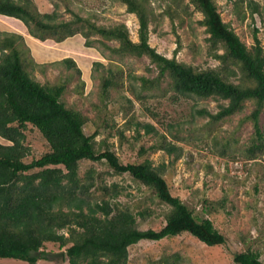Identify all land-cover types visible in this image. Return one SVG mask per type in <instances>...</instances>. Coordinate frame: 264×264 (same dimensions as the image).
I'll return each instance as SVG.
<instances>
[{"label": "trees", "instance_id": "1", "mask_svg": "<svg viewBox=\"0 0 264 264\" xmlns=\"http://www.w3.org/2000/svg\"><path fill=\"white\" fill-rule=\"evenodd\" d=\"M120 1L128 12L137 16V41L130 38L124 23L100 25L72 10V18L59 20L55 10L38 11L33 0H0V15L21 20L28 33L40 41L60 42L80 33L85 38V45L91 46V36L99 35L118 42L111 48L114 53L146 55L155 65L157 74L153 77L129 74V78L140 80L139 91L159 89L167 77L166 90L173 102L181 97L226 100L213 113L204 108L196 110L199 115L208 116L210 124L242 111L244 102L250 101L254 107L246 118L252 121L254 132L250 145L241 156L245 159L264 157V130L258 123L264 107V47L257 35L258 29H252L253 44L248 47L231 24L223 21L215 0H188L202 14L199 23L208 33L207 53L219 61L217 66L200 68L176 59L178 48L173 56L167 57L149 44L147 3L150 0ZM168 1L165 11L171 18L181 20L179 11L188 12L187 6L182 5L183 0ZM233 3L238 15L245 3L251 16L254 13L264 16L255 0H234ZM23 39L19 33L2 34L0 31V138L8 142H0V259L42 264L39 259L47 258V253L41 249L44 243L59 242L61 246H67L63 257L68 264H127L131 244L182 233L209 247L223 245L227 238L212 219L196 213V208L171 192L162 166L155 167L150 159L124 163L109 148L106 139H95L98 130L85 133L86 116L78 109L66 106L62 100L66 81L42 84L31 75L28 66L35 61L27 56ZM219 48H223L221 53L217 52ZM63 62L67 67H76L71 58H65ZM76 71L80 73L79 68ZM122 74L109 70L108 75L102 77V95L118 87ZM130 91L140 100L142 96L136 88L132 87ZM28 125L41 133L49 150L26 161L30 153V147L24 143ZM138 125L145 133L154 132L161 137L149 149L160 148L168 154L176 149L154 125ZM171 126L172 123H168V127ZM212 130L211 126L210 133ZM118 132L123 137V132ZM229 157L235 159L233 154ZM82 160H104L114 173H127L149 188L159 202L168 207L164 224L159 229H140L136 216L147 215L148 211L132 212L129 207L119 204L116 199L123 189L116 183L95 184L93 169L81 178L78 164ZM203 200L206 204L201 206L203 213L213 209L212 202ZM64 228L68 229L67 236L60 232ZM232 260L234 264H263L261 251L249 245L235 251ZM160 264L182 263L179 253H174Z\"/></svg>", "mask_w": 264, "mask_h": 264}, {"label": "rangeland", "instance_id": "2", "mask_svg": "<svg viewBox=\"0 0 264 264\" xmlns=\"http://www.w3.org/2000/svg\"><path fill=\"white\" fill-rule=\"evenodd\" d=\"M167 1L150 0L147 3L150 11L149 44L167 57L173 56L174 50L178 48L176 59L200 68L217 66L219 61L207 53L208 33L205 26L199 23L202 14L188 0H183L182 5L187 6L188 12L179 11L181 20L171 18L165 11ZM255 1L264 12V0ZM33 2L40 12L55 10L59 20L72 18V10L90 17L91 21L100 25L124 23L130 38L138 40L137 16L128 12L120 0ZM215 2L223 21L231 24L248 47L253 44V28L258 29L257 35L264 47L263 15L254 13L251 16L245 3L238 15L234 0ZM243 12L244 15L241 14ZM0 31L2 34L19 33L23 36L27 56L35 61L28 69L36 80L42 84L66 81L62 100L66 106L78 109L86 116L85 133L98 130L95 139H106L109 148L124 163L150 159L155 167L162 166V174L171 192L196 208V213L212 219L215 227L227 238L223 245L215 247H209L187 233L157 241L142 239L128 247L127 264H160L165 257L170 258L174 253H179L182 264H234L233 253L248 245L261 251L264 264V157L245 159L241 156L250 145L254 132L252 121L246 118L254 104L246 101L242 111L210 124L208 116L199 115L196 110L204 108L213 113L226 100L181 97L179 101L173 102L166 90L167 77L162 80L159 89L139 91L140 80L129 78L128 75L153 77L157 69L146 55L138 57L114 53L111 48L118 45L115 40L93 35L92 45L86 46L85 38L76 33L60 42L40 41L28 33L21 20L2 15ZM222 51L223 48L217 50L219 53ZM65 58L73 59L76 67H67L63 62ZM76 68L80 69L79 74ZM109 70L121 71L123 74L117 82L118 87L102 95V77L108 75ZM231 78L237 80L234 76ZM132 87L139 91L142 96L140 100L130 91ZM143 123L154 125L158 132L164 133L166 139L175 144L176 149L171 154L160 148L149 149L161 137L154 132L145 133L144 128L138 125ZM168 123H172V126L168 127ZM258 123L264 130V107ZM211 126L212 133L209 131ZM118 131L123 132V137L119 136ZM25 134L24 143L30 147L26 161L49 150L37 129L28 125ZM0 142L8 143L1 138ZM230 154L236 160L231 159ZM89 169L94 170L95 184L116 183L123 189L116 199L119 204L129 207L132 212L148 211L147 215L136 216L140 229H159L164 224L168 207L161 204L145 185L127 173H114L104 160L80 161L78 175L82 178ZM203 199L212 202L213 209L203 213L201 206H206ZM60 232L68 235L67 228ZM66 247L59 242H45L41 249L47 253V258L39 259L38 262L68 264L63 257ZM0 262L26 264L14 259H0Z\"/></svg>", "mask_w": 264, "mask_h": 264}]
</instances>
